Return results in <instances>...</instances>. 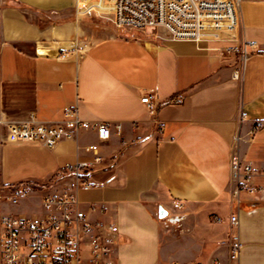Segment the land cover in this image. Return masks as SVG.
<instances>
[{"label": "crops", "instance_id": "0c3cea01", "mask_svg": "<svg viewBox=\"0 0 264 264\" xmlns=\"http://www.w3.org/2000/svg\"><path fill=\"white\" fill-rule=\"evenodd\" d=\"M106 21L79 14L77 0H0L2 182H46L93 163L88 147L97 145L91 181L105 185L76 194L90 221L118 227L115 264H264V193L234 198L231 181L237 135L243 158L264 166V0H243L226 35L256 45L244 59L222 50L227 39H174ZM147 91L157 96L153 114L141 101ZM67 108L123 130L106 140L82 130L53 148L6 139L8 124H56ZM231 234L241 244L235 260Z\"/></svg>", "mask_w": 264, "mask_h": 264}, {"label": "built area", "instance_id": "2783aa9c", "mask_svg": "<svg viewBox=\"0 0 264 264\" xmlns=\"http://www.w3.org/2000/svg\"><path fill=\"white\" fill-rule=\"evenodd\" d=\"M243 0H77V12L82 15L95 13L110 21L118 29L142 31L165 29L174 39L223 40L225 34L234 32L239 24ZM254 43H244L241 58L254 49ZM221 51V49H219ZM225 52H235L225 47ZM239 77V69L233 73ZM144 103L151 114L158 104L153 91L143 94ZM181 97L171 100L179 104ZM261 127L255 124L249 132L252 136ZM2 123L0 120V136ZM95 131L101 140L111 132L121 133L123 125L105 121H85L73 108L64 111L63 121L56 124L38 123L29 120L6 126L9 141L37 142L48 148L63 140L72 139L79 131ZM240 137L233 141L231 155L232 196L239 198L242 192L250 196L264 193V166H258L243 158L239 150ZM89 151L96 156L93 163H78L63 168V175L48 187L24 181L5 184L0 178V264H115L116 225L90 221L81 206L76 191L89 190L104 183L91 181L96 165L102 162L98 146L90 145ZM64 179L73 180V188L59 186ZM261 181V182H258ZM30 195L40 199L41 213L32 216L10 214L3 206L17 205ZM177 209L181 202H175ZM171 221H180L171 217ZM219 221V220H217ZM237 224L236 216L230 218ZM230 259L238 258L241 244L237 235L230 236Z\"/></svg>", "mask_w": 264, "mask_h": 264}, {"label": "rangeland", "instance_id": "374dc122", "mask_svg": "<svg viewBox=\"0 0 264 264\" xmlns=\"http://www.w3.org/2000/svg\"><path fill=\"white\" fill-rule=\"evenodd\" d=\"M106 23L110 26H113L114 28H117L115 25H113L111 22H107ZM158 29V28H157ZM157 29H147V30H142L139 32H149V31H156ZM163 29V28H162ZM123 30H128V29H123ZM131 31V30H128ZM167 32V31H166ZM226 35L229 34H225L224 39H227ZM223 39V40H224ZM228 41H230V43H228L227 47H233L235 52H232V54H237L238 56H241V42L239 41V39H227ZM225 53H229V52H225ZM1 180L4 182V177L1 176ZM38 182H42V181H38ZM3 209L5 212L10 213V214H15V215H25V216H32L35 217L36 215H39L41 212L40 209V199L38 196L36 195H30L27 198H25L24 200H22L19 204L17 205H4Z\"/></svg>", "mask_w": 264, "mask_h": 264}, {"label": "trees", "instance_id": "16d2710c", "mask_svg": "<svg viewBox=\"0 0 264 264\" xmlns=\"http://www.w3.org/2000/svg\"><path fill=\"white\" fill-rule=\"evenodd\" d=\"M63 171H64V169H59L55 174H53L50 178H49V180L48 181H46V182H38V181H36V180H29V181H27V182H30V183H32V184H34V185H37V186H44V187H48V183H51V182H53L54 180H56V179H58L60 176H62L63 175Z\"/></svg>", "mask_w": 264, "mask_h": 264}, {"label": "water", "instance_id": "95a60500", "mask_svg": "<svg viewBox=\"0 0 264 264\" xmlns=\"http://www.w3.org/2000/svg\"><path fill=\"white\" fill-rule=\"evenodd\" d=\"M167 215V212L161 207L160 209H159V216L161 217V218H163V217H165Z\"/></svg>", "mask_w": 264, "mask_h": 264}]
</instances>
